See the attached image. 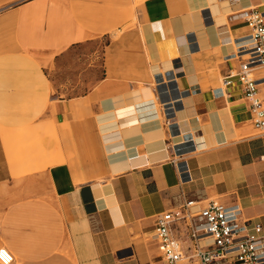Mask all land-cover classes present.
Wrapping results in <instances>:
<instances>
[{"label": "crops", "instance_id": "0c3cea01", "mask_svg": "<svg viewBox=\"0 0 264 264\" xmlns=\"http://www.w3.org/2000/svg\"><path fill=\"white\" fill-rule=\"evenodd\" d=\"M249 7L264 0H0V248L12 264H166L154 215L187 200L239 204L264 229L249 102L221 85ZM112 31L102 78L54 96L46 67ZM258 95L264 105V84ZM21 127L40 170L9 155Z\"/></svg>", "mask_w": 264, "mask_h": 264}, {"label": "built area", "instance_id": "2783aa9c", "mask_svg": "<svg viewBox=\"0 0 264 264\" xmlns=\"http://www.w3.org/2000/svg\"><path fill=\"white\" fill-rule=\"evenodd\" d=\"M238 14L247 33L236 41V51L229 58L236 60L238 67L222 77L221 85L239 84L249 102L254 129L264 131V105L258 95L264 84V10L249 7ZM183 162L176 166L185 181L189 174ZM197 205L187 200L154 215L150 239L158 245L166 264H264V229L257 219L245 217L239 204L212 200L194 210ZM13 260L1 247L0 263L12 264Z\"/></svg>", "mask_w": 264, "mask_h": 264}, {"label": "rangeland", "instance_id": "374dc122", "mask_svg": "<svg viewBox=\"0 0 264 264\" xmlns=\"http://www.w3.org/2000/svg\"><path fill=\"white\" fill-rule=\"evenodd\" d=\"M136 1L138 2L139 0ZM112 32L114 33H111L109 36H101L93 43L73 47L68 53L59 59L55 65L52 64L51 67H46L47 72H49V78H51V86L54 96L61 95L68 97L82 94L88 90L95 81L102 78L104 74L102 50L110 38H114V36L120 34V31ZM33 130L35 131L36 137L40 140L44 139L46 136L50 138L49 126L45 122H36L35 129ZM30 132L31 130L29 127H21L18 137L19 142H21L18 146L11 147L9 152V155L15 153L16 157L20 159L21 162L19 169L21 173L28 170H40V164L35 163L34 156L29 157L28 155L31 152L33 154V149L31 152L29 151V142H33L34 137L25 139L29 136ZM54 135L56 136L55 132ZM252 135L257 137V141H260L258 144H254L252 148L254 147V149L260 150L264 153V131L253 130ZM35 140L37 139L35 138ZM245 150H248V146H245ZM262 158L264 159V157ZM57 161H48L47 166H50ZM257 186H260L258 181Z\"/></svg>", "mask_w": 264, "mask_h": 264}, {"label": "bare ground", "instance_id": "6f19581e", "mask_svg": "<svg viewBox=\"0 0 264 264\" xmlns=\"http://www.w3.org/2000/svg\"><path fill=\"white\" fill-rule=\"evenodd\" d=\"M234 41V40H233Z\"/></svg>", "mask_w": 264, "mask_h": 264}]
</instances>
